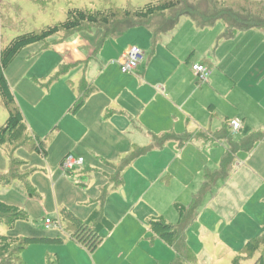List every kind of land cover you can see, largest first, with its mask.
<instances>
[{
    "label": "rangeland",
    "instance_id": "rangeland-1",
    "mask_svg": "<svg viewBox=\"0 0 264 264\" xmlns=\"http://www.w3.org/2000/svg\"><path fill=\"white\" fill-rule=\"evenodd\" d=\"M148 1L0 0V54L19 36L39 32L50 26L65 22L70 10L78 9L92 12L93 10L108 9L110 6L127 9V5L141 8ZM152 1L157 2V0ZM192 1L181 0L182 7L179 10L188 6ZM217 5L214 0H199L197 8L201 12L213 15L220 9ZM179 10L172 11V14L175 13L172 16L175 17ZM172 16L169 19H172ZM169 19L155 20L152 25H158L159 29H163ZM189 20L199 31L206 29L219 31L223 26L222 23H219L212 28L201 29L197 27L194 21ZM221 38L222 35L216 41V45L225 40ZM49 41L25 48L5 71V78L23 113L29 128V134H32V130L35 128L44 131L40 136H42L41 139L45 143L47 154L31 152L23 147L15 149L14 156L26 164L22 171L30 174L29 181L37 196L30 198L26 188L20 181H15L8 186L0 185V193H2L0 198L2 199L4 196V200L10 202L11 206L24 211L28 217L27 220L17 221L13 229L6 227L4 224L0 225V235L42 240L27 246L22 253L24 264H95L96 261L105 264L107 259L105 255L98 254V250L101 246L102 248L113 246V240L110 239L111 241H109L107 239L108 229L101 232L106 241L96 251L90 253L72 240L73 237L67 225L66 214L69 212H72L75 216L82 214V209L92 205H96L97 209L103 210L105 213V207L112 190L106 189L103 172H107L106 168L108 166L120 164L121 160L130 154L132 148L127 154H122L121 158L116 161L106 159L101 155L98 156L96 160L99 164L91 166L90 170L87 169L84 175L88 177V181L89 177L92 178L91 188L95 189V186L100 185L103 187L99 191L90 192L89 195L92 201L87 203L88 206L81 207L71 192L74 177L70 176L72 174L75 176L74 172L63 173L61 167L58 166L61 158L68 154L73 147L78 146L80 139L77 136L81 132L70 129L67 133L61 134L59 124L56 122L64 123L66 127H70L72 122H66L69 113H71V116L77 117L78 121L82 119L81 112L86 105H89L91 93L90 96L88 95L89 97H85V102L80 108L76 110L75 105L72 103L71 107L67 109L70 101L76 100L79 96L81 70L78 69V72L75 73L74 66H66L65 64L51 70L56 61L53 58H45V52H43L45 45L47 43L51 44ZM132 47L143 50L139 46L133 45ZM109 64L117 65V61H111ZM123 75L129 76V74ZM64 79H69V81H64ZM59 80L65 83L66 86L64 87L67 92L60 84H57ZM70 80L74 81V86L71 85ZM244 80H254L255 83L263 81L261 85H264V57H260L256 61L250 76H247ZM89 84L91 87L93 86V84ZM73 87L75 90H73ZM39 89L42 90V93ZM252 94L261 98L264 95V90L253 89ZM132 101L127 103L126 112L129 116L124 113V116L129 119L130 116L140 117L142 110L139 109L133 113V108H136V105ZM37 108L44 115L48 113L49 115L43 119L40 118L36 112ZM112 110L114 114H120L118 110ZM211 118L214 122L216 120L220 123L224 122V118L218 112L213 113ZM7 120L8 112L2 104L0 95V126H4ZM228 125L230 127V123L225 122L223 127L228 130ZM166 128L162 133H166V136H173L167 140L168 143L164 140L161 147L149 148L146 154L137 157L131 165H134L133 168L128 169L130 166L123 169V185L119 186L121 192L128 196H131L130 192H133L138 197L144 194L146 203L155 210V213L163 212L167 222L173 225L178 224V217L180 216L177 208L190 211L194 199L200 198V204L194 211V220L185 231L187 250L181 256L179 264H258V260L261 258L259 255L263 251V244L260 241L264 236V151H241L237 154V161L242 163V169L255 171L259 177H256V179L259 180L255 181L242 176L240 181L229 187L228 190H225V180V183H221L222 181L217 182L210 190L205 192L203 190V170L205 168L209 171L218 170L217 160L220 162V146H225L226 141L215 142V146L218 148L213 153L206 151L200 153L195 145H188V143L194 140L195 136L201 138L208 135L205 136L203 133L196 135L191 129L186 130V135H184L185 133L179 134L178 132L182 131L181 128H178V131L174 130L170 124ZM105 130L108 131L110 128L104 127L102 134L93 135L96 143H100L97 139L98 136L108 135ZM176 134L186 136L188 139L182 148L178 146L170 147L171 144H177L174 141ZM213 136L212 138L216 139ZM236 138L238 139V137ZM128 142L129 137L121 142L105 140L101 143L100 148L112 151V147H115L121 150L126 147ZM89 144L93 145L94 141L90 140ZM128 146L131 145L128 144ZM185 149L187 150L185 151ZM9 155L7 149L0 148V174L9 172ZM253 156H255L254 159H252ZM119 167L115 168L116 173L112 177L117 178L116 174ZM96 171L99 173L95 174ZM94 198H96L95 201H93ZM118 200V205L127 201L120 198ZM112 205L116 210L119 207L114 202H112ZM92 210L94 209L89 210L88 213H91ZM118 216L121 217L122 213ZM105 218L107 222L114 226V234L117 230V222L107 218L106 215ZM111 218H116V216ZM135 218L139 219L137 216ZM48 219L56 224L49 230L46 229L45 225ZM133 221L129 219L123 226L118 227V237H123L126 241H129L132 237H146L147 240L144 244L136 246H130V243H124L123 245L121 243V249L130 252V250L148 248L149 256L134 254L129 261L116 264H168L174 255L172 250L160 241L155 242V246L152 248L151 245L156 239L153 238L151 233L150 223L148 221L146 224L137 222V226L133 227L129 225ZM144 221L146 222L145 218ZM117 240L119 242L123 241L121 238H117ZM248 243L256 245L257 248L251 250L246 247L244 249Z\"/></svg>",
    "mask_w": 264,
    "mask_h": 264
},
{
    "label": "crops",
    "instance_id": "crops-1",
    "mask_svg": "<svg viewBox=\"0 0 264 264\" xmlns=\"http://www.w3.org/2000/svg\"><path fill=\"white\" fill-rule=\"evenodd\" d=\"M177 27L176 30L161 34L157 41H155L153 31L145 27L132 28L123 36L114 39L103 38L102 30L92 29L74 35L65 42L59 43V38H52L50 41L48 40L51 44L47 43L48 46L45 45L43 48L45 58H53L56 61L51 70L56 69L61 64L74 66L75 73L78 72V69L81 70L79 96L76 100L70 101L67 109L71 107L72 103L76 105L79 99L85 98L91 93L89 105H86L81 112L82 119L78 121L77 117L71 116L69 113L66 122H72L70 127H66L64 123L56 122L59 124L61 134L67 133L70 129L81 132L77 136L80 139L78 146L73 147L68 154L63 156L58 165L61 167L64 158L70 154L85 159L83 167L73 171L75 176L73 174L70 176L74 177H72L74 181L71 184L72 195L76 197L75 199L81 207L88 206L87 203L92 201L90 192L99 191L103 187L100 185L95 186V189L91 188L92 178L89 177L88 181V177L84 175L91 166L99 164L96 160L98 156L101 155L106 159L116 161L121 158L122 154H127L131 148L130 154L135 149L158 148L155 139L158 138L157 136L166 134L162 132L169 124L174 130L181 128L182 131H179V134L185 133L184 135H186V130L191 129L196 135L201 133L205 136L208 135L201 138L195 136L194 140L188 143V145H195L200 153L203 151L213 153L218 147L215 146L217 140L213 139L212 136L215 137L225 129L223 127L225 122L230 123L234 119H238L242 123L241 131L234 135L228 125L227 131L235 143H239L254 132L264 133V95L260 98L252 94L253 89L264 90V85H261L263 81L255 83L254 80H244L250 76L256 61L260 57H264V30L239 32L233 39L224 40L216 45V41L219 40L224 31V25L219 31H212L213 29L199 31L189 18H182ZM133 45L143 49L145 58L138 72L124 76L120 73L118 61ZM115 60L117 65L109 64ZM196 64L205 65L211 70V81L208 85L198 82L192 69L193 65ZM72 74L74 75V73ZM64 81H69V79H64ZM70 82L74 86V81L70 80ZM89 83L93 86L91 87ZM57 84H60L67 92L64 87L66 85L62 80H59ZM39 90L42 93V90ZM73 90H75L74 87ZM131 100L136 105V108H133V113L142 109L138 118L130 116L129 119L124 116V113L127 114V103ZM112 109L118 110L120 114H114ZM23 112L25 111L23 110ZM36 112L42 119L49 115V113L44 115L38 108ZM217 112L224 118V122L213 121L211 117L213 113L216 114ZM104 127L110 128L108 131L105 130L108 135L98 136L97 139L100 143H96L93 135L102 134ZM32 131L31 135L34 138L42 140L40 135L44 132L43 130L35 128ZM128 137L129 142L121 150L115 147H112V151L100 148L101 143L105 140L121 142ZM90 140L94 141L93 145L89 144ZM174 141L177 144H171L170 147H183L178 140L175 139ZM168 142L166 141V143ZM128 144L131 146L129 147ZM224 144L225 146H220V162L217 160L218 170L209 171L207 168L203 170L204 183L206 172H220L221 164L229 149L228 142L226 141ZM262 151H264V142L258 143L252 152ZM254 158L255 156L252 157V159ZM123 159L120 164L108 166L107 172H103L104 185L106 189L112 190L104 214L107 218L117 222L115 233L113 234L114 227L108 232L107 239L113 240V246L111 248H102L101 246L98 250V254L105 255L107 259L105 264L127 262L134 254L149 256L148 248L130 250V252L122 250L124 243H130V246L141 245L146 242L147 238L132 237L126 241L123 237H118V227L123 226L129 219L134 220L129 225L136 227L137 222L146 224L153 218H165L163 212H157V215L155 210L146 203L144 194L141 197L133 192H130L131 196L125 195L121 192V187L111 183L115 168L121 165ZM133 167L134 165L127 168ZM229 171L230 175L227 179H217L215 182V184L221 181V183H225L226 180L225 190L234 186L242 176L255 181L259 180L256 179L259 177L255 171L242 169V163L237 161V156L235 162L229 167ZM96 173L99 172L96 171ZM116 196L127 201L118 205L119 200ZM0 201L12 205L4 200V196L2 199L0 198ZM112 202L119 206L117 210ZM91 209L94 210L88 213ZM97 211H99L97 206L92 205L82 209V214L76 216L87 221ZM121 213L122 216H118ZM112 216H116V218L112 219ZM135 216L139 219L137 220ZM179 219L180 217H178V222ZM101 236L103 237L102 233ZM117 238H121L123 241L119 242ZM153 238L156 240L152 243V248L155 246V242L160 241L172 250L174 255L168 263L171 264L177 255L174 248L159 238L154 236ZM72 240L82 249H85L73 238ZM105 241L104 239L103 242ZM259 256L262 257V254ZM94 263L100 264L97 261Z\"/></svg>",
    "mask_w": 264,
    "mask_h": 264
},
{
    "label": "trees",
    "instance_id": "trees-1",
    "mask_svg": "<svg viewBox=\"0 0 264 264\" xmlns=\"http://www.w3.org/2000/svg\"><path fill=\"white\" fill-rule=\"evenodd\" d=\"M194 1L197 2L194 3ZM198 2L199 0H193L192 3L181 10H179L182 7L181 0H157L156 3L149 0L141 8L131 5H127V9L110 6L108 9L93 10L92 12L73 9L68 12L65 22L50 26L39 32L19 36L13 40L0 54V95L2 104L8 112L6 124L0 126V148L7 149L10 154L9 172L0 174V185L8 186L15 181H20L26 188L29 197H36L37 194L29 181L30 174L22 171L26 164L20 159H16L14 152L15 149L23 147L31 152L47 154L45 143L29 134L23 113L5 78L7 67L25 48L37 43H46L52 38H59V43L65 42L74 35L92 29L102 30L103 38L114 39L123 36L132 28L145 27L153 31L155 41H157L161 34L173 31L182 18L191 19L201 29L212 28L222 23L224 25L222 40L233 39L239 32L264 29V0H214L220 9L213 15L201 12L197 8ZM176 10L179 11L174 17L172 15L175 13L172 14V11L175 12ZM171 16L173 18L169 19ZM158 19H169V21L163 29H159L158 25H152ZM118 25L121 26L117 27ZM84 102L85 98L83 97L77 102L75 109L80 108ZM172 137L170 135L166 136V134L161 135L160 138L155 139V144L157 147H161L164 140L167 141ZM215 138L217 141H227L229 149L221 164L220 172L205 173V183L203 185L205 192L215 185L217 179H227L230 175L229 167L235 162L237 154L241 151L251 152L258 143L264 142V133L254 132L239 143H235L229 132L223 129ZM175 139L180 142L181 146L188 141L186 136L177 135ZM149 148L135 149L126 156L118 168L117 178L112 177L113 181L111 183L115 186H121L123 184V180H121L123 169L132 165L138 156L146 154ZM199 201L200 198L194 199L190 211L177 208L180 214L177 225L168 223L163 217L153 218L149 221L153 236L174 248L177 255L171 264H179L181 256L187 250L185 231L194 220V211L200 204ZM27 218L24 211L0 201V225L4 224L6 227L13 229L17 221L27 220ZM66 219L73 239L90 253L96 251L103 243L102 230L108 229L109 232L114 227L106 221L103 210L95 212L87 221L77 218L72 212L66 214ZM40 241L42 240L0 235V264H24L22 253L27 246ZM260 242L263 244V252L258 264H264V236ZM247 248L253 250L257 247L250 243Z\"/></svg>",
    "mask_w": 264,
    "mask_h": 264
},
{
    "label": "built area",
    "instance_id": "built-area-1",
    "mask_svg": "<svg viewBox=\"0 0 264 264\" xmlns=\"http://www.w3.org/2000/svg\"><path fill=\"white\" fill-rule=\"evenodd\" d=\"M145 53L143 50L137 47H131L127 50V52L123 55V57L118 61L120 66V70L123 74H134L138 72L139 67L141 66L142 62L144 61ZM193 72L199 83L201 84H208L212 72L211 70L202 64H196L192 67ZM230 128L232 129L233 133H238L242 129V123L238 119H234L230 121ZM85 161L83 158H78L72 154L68 155L64 158L61 163V170L63 173H70L73 172L81 167H83ZM46 228L50 229L54 227L56 224L52 220H46Z\"/></svg>",
    "mask_w": 264,
    "mask_h": 264
}]
</instances>
